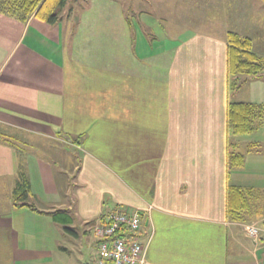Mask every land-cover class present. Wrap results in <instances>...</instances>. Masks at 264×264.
<instances>
[{"label": "crops", "instance_id": "1", "mask_svg": "<svg viewBox=\"0 0 264 264\" xmlns=\"http://www.w3.org/2000/svg\"><path fill=\"white\" fill-rule=\"evenodd\" d=\"M118 1H66L54 24L0 13V264L56 261L69 224L53 213L86 235L117 207L143 212L142 264H264L242 229L264 224V119L238 136L226 117L228 103L264 106V74L227 75L241 6L141 0V35ZM22 170L36 212L13 205ZM228 187L249 191L240 220Z\"/></svg>", "mask_w": 264, "mask_h": 264}, {"label": "trees", "instance_id": "2", "mask_svg": "<svg viewBox=\"0 0 264 264\" xmlns=\"http://www.w3.org/2000/svg\"><path fill=\"white\" fill-rule=\"evenodd\" d=\"M67 0H0V13L25 21L33 15L48 24H54L58 20L59 12L64 8ZM264 1V0H263ZM227 75L230 78L238 76H258L263 71V65L257 56L251 51V42L241 38L235 33H227ZM235 86V84H234ZM238 88V87H236ZM227 128L233 135L251 134L257 129V125L264 119V106L247 103H228ZM243 156L233 151L228 152V166L239 168L243 165ZM30 183L26 174L19 172L16 185L12 193L13 205L20 208H28L37 211L28 203L30 197ZM249 191L237 187H228L227 190V214L230 219L240 220L248 205ZM54 220L64 224H70L68 216L57 219L56 213L51 214ZM66 234L76 236L69 228L62 229Z\"/></svg>", "mask_w": 264, "mask_h": 264}, {"label": "rangeland", "instance_id": "3", "mask_svg": "<svg viewBox=\"0 0 264 264\" xmlns=\"http://www.w3.org/2000/svg\"><path fill=\"white\" fill-rule=\"evenodd\" d=\"M67 5H79L83 3V0H67ZM137 4L135 7L132 8L130 4H128L127 0H119L118 2L121 4L123 11L125 14L129 15L130 21L133 24V31L139 30L141 35H150L151 32H149L148 29H145L141 25L137 26V12L139 9L140 4L142 3L141 0H134ZM195 5L205 3L206 0H188ZM213 1V0H212ZM220 1L221 3H225V7L227 8L225 10L226 13H235L238 11L231 9V4H236L241 6L240 14L241 19L244 20L242 23V33H236L241 38H246L251 42V51L257 56L260 63L263 65V71L260 74H264V59L259 56L257 53L253 50V44L254 41L256 43H259L261 45L260 49L263 52L264 51V1L263 0H215ZM68 7V6H67ZM223 12V10H221ZM198 13H202V11H199ZM235 25L238 24L239 15L236 13L234 15ZM245 23V25H244ZM136 27V28H135ZM230 33V32H228ZM259 75V74H258ZM250 78V76H238L234 77L236 78ZM242 82V80H239L237 83V86ZM235 90H231V98L235 97ZM261 198L260 201H258V208L259 211L264 214V194L259 196ZM68 228H71L73 231H75L78 234V238L66 234L63 235L61 244L64 247V251L60 254V256L56 257V261H49L50 264H95V257H96V246L94 243V237L93 234L88 233L86 235L81 233V230L79 228L78 223H72L68 225Z\"/></svg>", "mask_w": 264, "mask_h": 264}, {"label": "built area", "instance_id": "4", "mask_svg": "<svg viewBox=\"0 0 264 264\" xmlns=\"http://www.w3.org/2000/svg\"><path fill=\"white\" fill-rule=\"evenodd\" d=\"M142 217L140 210L127 211L121 207L103 214L92 229L97 244L95 264H142ZM242 229L246 238L264 245V224H245Z\"/></svg>", "mask_w": 264, "mask_h": 264}, {"label": "water", "instance_id": "5", "mask_svg": "<svg viewBox=\"0 0 264 264\" xmlns=\"http://www.w3.org/2000/svg\"><path fill=\"white\" fill-rule=\"evenodd\" d=\"M66 141L70 142L71 140L68 137H63Z\"/></svg>", "mask_w": 264, "mask_h": 264}]
</instances>
